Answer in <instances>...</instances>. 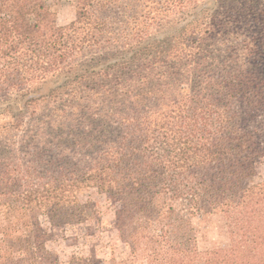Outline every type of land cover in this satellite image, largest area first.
<instances>
[{"label": "trees", "instance_id": "trees-1", "mask_svg": "<svg viewBox=\"0 0 264 264\" xmlns=\"http://www.w3.org/2000/svg\"><path fill=\"white\" fill-rule=\"evenodd\" d=\"M263 156L264 0H76L66 25L0 0V264H57L39 215L87 222L86 187L146 264H264ZM177 201L228 242H178Z\"/></svg>", "mask_w": 264, "mask_h": 264}, {"label": "rangeland", "instance_id": "rangeland-1", "mask_svg": "<svg viewBox=\"0 0 264 264\" xmlns=\"http://www.w3.org/2000/svg\"><path fill=\"white\" fill-rule=\"evenodd\" d=\"M47 1L56 12L58 25H66L74 20L76 0ZM122 9L124 8L112 7L111 9L110 15L114 17L111 21L115 22V25L125 20L123 15L119 14ZM148 28L159 29L157 26ZM256 170L254 182L263 181L264 156L258 160ZM77 195L80 202L88 208L91 218L87 222L63 229L60 226L51 225L45 215H39L41 226L49 233L45 246L52 259H56L57 264H70V259L77 256L90 258L93 264H121L122 262L146 264L142 256L132 257L129 241L120 235V228L127 226L128 223L121 225L116 220L117 205L110 201L105 193L97 191L94 187L79 189ZM174 203L177 215L166 221L178 223L177 219H182V215H186L187 221V232L176 239L178 242L197 246L200 250L220 247L228 242L227 231L221 217L205 210L193 215L188 210H184L180 202ZM196 264L204 263L199 261Z\"/></svg>", "mask_w": 264, "mask_h": 264}]
</instances>
